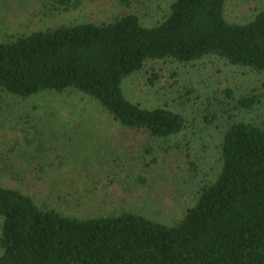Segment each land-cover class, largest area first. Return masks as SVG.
Instances as JSON below:
<instances>
[{"label": "trees", "instance_id": "obj_1", "mask_svg": "<svg viewBox=\"0 0 264 264\" xmlns=\"http://www.w3.org/2000/svg\"><path fill=\"white\" fill-rule=\"evenodd\" d=\"M62 11L70 0H55ZM226 0H171L153 26L126 13L106 23L61 25L0 42V92L28 100L75 92L117 125L166 140L188 128L167 107L127 99L123 83L149 63L190 65L206 58L264 75V11L229 22ZM152 81V80H150ZM264 110L259 92L234 109ZM216 177L193 206L165 224L134 212L78 218L40 208L0 184V264H264V117L224 126Z\"/></svg>", "mask_w": 264, "mask_h": 264}, {"label": "rangeland", "instance_id": "obj_2", "mask_svg": "<svg viewBox=\"0 0 264 264\" xmlns=\"http://www.w3.org/2000/svg\"><path fill=\"white\" fill-rule=\"evenodd\" d=\"M170 2L70 0L62 11L55 0H0V42L61 25L106 23L126 13L153 26ZM262 10L264 0H226L224 14L229 22L246 23ZM263 81V74L216 58L149 63L124 81L123 91L144 108L167 107L186 118L183 133L161 141L122 128L75 92L28 100L0 92V184L67 216L134 212L172 224L194 205L202 183L218 174L224 126L263 119L259 105L234 109L236 99L258 93Z\"/></svg>", "mask_w": 264, "mask_h": 264}]
</instances>
